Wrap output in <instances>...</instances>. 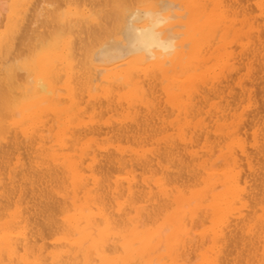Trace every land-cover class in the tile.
<instances>
[{
  "label": "bare ground",
  "instance_id": "1",
  "mask_svg": "<svg viewBox=\"0 0 264 264\" xmlns=\"http://www.w3.org/2000/svg\"><path fill=\"white\" fill-rule=\"evenodd\" d=\"M165 209L264 264V0H0V264H161Z\"/></svg>",
  "mask_w": 264,
  "mask_h": 264
},
{
  "label": "rangeland",
  "instance_id": "2",
  "mask_svg": "<svg viewBox=\"0 0 264 264\" xmlns=\"http://www.w3.org/2000/svg\"><path fill=\"white\" fill-rule=\"evenodd\" d=\"M145 4V3H144ZM175 12H178V13H182L181 10H176ZM179 19V18H178ZM177 30L179 28H176ZM180 29H183V28H180ZM191 59V58H190ZM166 211H164L165 213V216H163V219H158L155 223L153 222V227H157V229L159 230L160 233V236L159 238L156 240V243H155V247H154V251H156L155 254L161 256V264H173V259H172V256H171V248H172V245H173V241L170 239V233H171V230H170V226H171V223L172 221L174 220H170L172 218V215H173V211L170 210V209H165ZM169 210V211H168ZM155 220V219H154ZM170 221V222H169ZM163 223V224H162ZM156 224V225H155ZM162 224V225H161ZM166 225V226H165ZM150 226H152L150 224ZM164 227H167V229L169 228V230H166L164 231ZM172 229V228H171ZM161 230H163L164 232H162L161 234ZM165 235V236H164ZM135 242V241H134ZM132 241V244H133V247L136 249V247L139 248V243ZM162 242V243H161ZM166 242V244H165ZM137 243V244H136ZM90 244L92 243H87L86 246H90ZM159 244H162V245H159ZM139 245V246H138ZM160 247V248H159ZM158 248V249H157ZM157 249V250H156ZM192 252V250H190ZM186 254H188L189 256H193V255H190L189 251H186L185 252ZM193 253V252H192ZM85 255V254H84ZM73 256V255H72ZM75 256V255H74ZM73 256V257H74ZM181 257V256H180ZM183 257H187L186 255H184ZM81 258V256H80ZM73 259V258H72ZM168 259V260H167ZM81 260V259H80ZM74 261V259L72 260ZM72 263V262H71ZM228 263V262H227ZM82 264L83 263V260H82ZM225 264V262H224Z\"/></svg>",
  "mask_w": 264,
  "mask_h": 264
}]
</instances>
